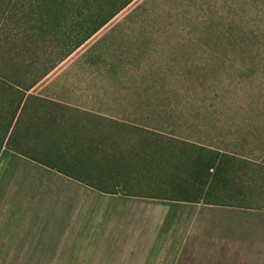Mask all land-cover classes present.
<instances>
[{"label":"crops","instance_id":"crops-1","mask_svg":"<svg viewBox=\"0 0 264 264\" xmlns=\"http://www.w3.org/2000/svg\"><path fill=\"white\" fill-rule=\"evenodd\" d=\"M122 25L102 22L58 58L33 87L34 101L28 104L17 134L23 153L5 146L0 154V196L5 168L14 165L16 157L49 173L44 180L51 184L46 185L56 190L48 196L49 203L79 205L81 211L79 216L71 212L65 217L64 222L78 224L71 234L64 235L61 218L50 225V242L66 254L67 264L87 261L91 244L105 238L115 242L116 225L154 217L177 229L178 247L172 256L151 252L152 264L181 262L190 233L179 225L189 219L197 239L187 249L186 264H264V207L259 206L264 205V103L228 99L249 82L234 71L253 70L256 62L264 61L263 55L173 49L156 54L140 48L136 37L107 36L108 28ZM152 77H161L162 86L165 78H174L192 88L195 99L169 100L163 88L150 82ZM141 78L146 83L139 84ZM219 96L224 99H215ZM139 126L147 130L141 139L147 142L141 156L146 164L174 162L184 169L170 172L168 180L153 187L216 188L231 195L172 199L176 196L121 190L114 179L133 162L130 142L139 140ZM168 140L179 141L181 148L171 151L165 144ZM74 192L80 198H68L70 193L76 196ZM139 201L178 206L175 212L154 216L146 213L145 206L129 205ZM138 209L144 211L136 215ZM105 227L111 232L106 233ZM25 231V226L18 235L14 231L12 246L24 243Z\"/></svg>","mask_w":264,"mask_h":264},{"label":"rangeland","instance_id":"rangeland-1","mask_svg":"<svg viewBox=\"0 0 264 264\" xmlns=\"http://www.w3.org/2000/svg\"><path fill=\"white\" fill-rule=\"evenodd\" d=\"M120 2L121 0H0V40L5 41V70L12 57L21 61L36 59V69L55 64L58 58L71 50L84 36L95 31ZM111 20L124 25L123 28H108L107 36L136 37L139 47L147 52L157 54L172 52L170 49H173L185 53L259 54L263 55L260 58H264V0H133ZM256 63L259 65L249 72L234 71L235 76H245L249 78V82L241 86L240 93L234 92L228 99L264 103V61ZM170 80L165 78L162 86L161 77L150 78L151 83L164 89L166 94L163 96H167L169 100L195 99L192 88L180 85L174 78ZM141 83H146L145 78L139 79V84ZM215 99L224 98L219 96ZM145 132L147 130L139 126V140L130 142L134 149L130 156L133 162L123 173L117 172L114 179L123 186L121 190L177 197L186 195L196 199H210L213 195L214 199H226V196L231 195L225 189L216 188L206 191L153 187L168 180L170 172L177 174L184 169L174 162L171 165L146 164V160L141 157L147 143L141 140ZM28 142H34L32 136ZM165 144L170 146L171 151L181 148L178 146L179 141L168 140ZM16 158L14 165L5 168V187L0 196V264H67L66 254L57 252L59 247L50 242V225H53V220L61 218L64 235L77 231L76 222L64 220L71 212L74 216H79V205L50 204L48 196L52 191L55 194L56 190L50 189L49 184L46 185L50 181L44 180V177L49 173ZM74 194L76 196L70 193L68 198H80L75 192ZM66 196L64 194V202L67 201ZM129 203L133 204L131 206L139 204L140 208L145 206L146 213L154 216L175 212L178 206L172 202L157 201ZM144 210L138 209L135 213L139 215ZM189 220L179 225V228L183 225L185 231L190 233L185 244L187 249L193 246L196 238L193 222ZM166 224L165 222L163 225L156 217L145 222L133 219L118 224L114 227L117 233L115 242H109L105 238L96 245L91 244L88 249L93 252L85 254L89 259L73 264H152L151 258L155 254L151 252H159L157 255L160 256H172L176 254L174 251L178 247L175 235L177 229L172 224ZM24 226V243L12 246L10 242L15 239L14 231L17 230L18 235ZM105 232L110 233L111 230L106 228ZM168 239V243H163ZM187 249L183 252L180 263L173 260L170 264H186ZM167 262L159 260L155 264Z\"/></svg>","mask_w":264,"mask_h":264},{"label":"trees","instance_id":"trees-1","mask_svg":"<svg viewBox=\"0 0 264 264\" xmlns=\"http://www.w3.org/2000/svg\"><path fill=\"white\" fill-rule=\"evenodd\" d=\"M133 0H121L116 9L102 22L115 17ZM5 41L0 40V154L6 146L23 153V147L18 144V130L25 110L30 102L34 101L33 87L47 74L51 66L36 69V59L21 61L14 57L7 62L5 70ZM24 137V136H23ZM26 142V141H25ZM25 142L23 146L25 145ZM22 143V142H21ZM111 191H117L116 189ZM172 199H182L174 197Z\"/></svg>","mask_w":264,"mask_h":264}]
</instances>
